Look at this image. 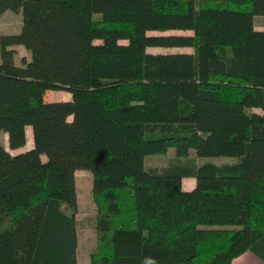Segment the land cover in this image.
<instances>
[{
	"label": "trees",
	"instance_id": "1",
	"mask_svg": "<svg viewBox=\"0 0 264 264\" xmlns=\"http://www.w3.org/2000/svg\"><path fill=\"white\" fill-rule=\"evenodd\" d=\"M9 10L23 24L0 37V264H77L78 170L93 175L90 264L264 259V0H0ZM18 45L34 58L18 64ZM170 148L176 161L145 166ZM193 149L238 161L198 165Z\"/></svg>",
	"mask_w": 264,
	"mask_h": 264
},
{
	"label": "rangeland",
	"instance_id": "2",
	"mask_svg": "<svg viewBox=\"0 0 264 264\" xmlns=\"http://www.w3.org/2000/svg\"><path fill=\"white\" fill-rule=\"evenodd\" d=\"M205 1V0H204ZM95 18L100 20L102 18L101 14H96ZM258 27L264 28V16H258ZM23 24V14L22 12H14L7 11L0 15V37L4 34H17L20 33ZM157 34V32H153ZM184 34H190L192 32H178ZM17 50L16 60L18 64H21L22 58H26L28 60H32L34 58L33 53L28 50L23 45L15 46L14 48ZM151 51H171L173 49H159V48H151ZM176 50V49H175ZM189 51L194 52L192 48L187 49ZM0 61H1V53H0ZM72 95L67 91H52L49 90L46 92L45 99L46 101H63L70 100ZM256 112H262L260 109L254 110ZM8 134L4 131H0V141H4L3 139ZM31 140V136H29ZM33 144V143H32ZM32 147V146H31ZM29 148V147H28ZM176 150L175 148H170L166 154H152L148 155L145 158V166L149 169H163L169 166L173 161H176ZM189 159L192 162H195L198 165H202L205 163H214L217 165L224 164H232L238 161L236 157L230 156H219V157H198L196 155L195 150H191V154ZM77 180V190H78V203L79 210L77 212V219L79 220V264H87L88 254L92 252V246L95 241L96 243V231L95 227V218L97 214V209L95 203L93 201V193H92V183H93V175L89 171L86 170H78L76 174ZM193 184V180H184V186L186 189L191 188ZM190 186V187H188Z\"/></svg>",
	"mask_w": 264,
	"mask_h": 264
},
{
	"label": "crops",
	"instance_id": "3",
	"mask_svg": "<svg viewBox=\"0 0 264 264\" xmlns=\"http://www.w3.org/2000/svg\"><path fill=\"white\" fill-rule=\"evenodd\" d=\"M259 18L257 17L255 19V26L258 30H264V28H261V27H258V23H257V20ZM159 49H173L171 51H166V52H163V51H151L152 53H163V54H166V53H193L192 51H189L187 49H190V48H159ZM176 49V50H175ZM29 136H31V140L29 139ZM27 145L25 147V149L21 150L22 152L23 151H26V150H29L30 148H32L31 146H33V131H32V128L31 127H28L27 129ZM4 141H0L6 148L9 147V143H8V135L5 136V138L3 139ZM29 147V148H28ZM78 172V171H77ZM77 174V173H76ZM187 180V179H185ZM188 180H193V184L191 185V188H189L188 190L190 189H193L194 186H195V179H192V178H188ZM77 181V180H76ZM185 187V186H184ZM190 187V186H188ZM186 189V188H185ZM79 232V231H78ZM79 240H80V237H79ZM80 243V241H79ZM96 243L94 241L93 243V246H92V251L94 250V247H95ZM90 255H91V252L88 254V259H87V264H90ZM78 257H79V246H78ZM77 264H79V262H77ZM232 264H264V259L261 258L259 255H257L256 253H254L253 251H247L245 252L244 254H242L241 256L237 257L233 262Z\"/></svg>",
	"mask_w": 264,
	"mask_h": 264
}]
</instances>
